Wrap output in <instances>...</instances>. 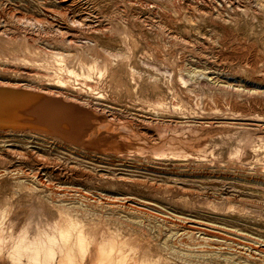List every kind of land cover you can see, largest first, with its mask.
<instances>
[{
	"label": "rangeland",
	"instance_id": "rangeland-1",
	"mask_svg": "<svg viewBox=\"0 0 264 264\" xmlns=\"http://www.w3.org/2000/svg\"><path fill=\"white\" fill-rule=\"evenodd\" d=\"M221 1L223 5L220 0H0V88L30 87L48 97L58 91L57 97L74 96L83 108L92 110L83 111L86 127L79 130L83 139L42 126L0 122V169L40 170L44 178L80 187L92 199L101 192L156 201L173 207L169 211L178 215L244 227L251 236L263 238L264 108L246 97L219 100L206 84L171 80L164 70L172 68L176 76L183 57L184 67L204 65L210 76L217 73L226 80L219 84L235 82L264 90V62L251 66L227 55L236 44L245 48L256 42L264 50V13L261 21L252 18L258 9L251 0ZM239 7L250 8L249 14ZM186 18L191 19L189 24ZM89 23L109 28L94 33L84 29ZM57 27L63 36L77 34L79 44L60 42ZM167 33L198 40L195 46L176 45L170 57L162 46ZM216 35L220 41H215ZM95 41L120 55L111 56ZM57 49L71 50L57 56L53 51ZM16 180L0 178V243L8 248L20 238L23 227L28 235H34L38 226L52 234L59 216L47 200L42 202L46 191L38 194L18 186ZM79 205L90 228H126L125 221L133 220L106 204ZM129 234L135 236L137 231ZM144 247L155 252L154 245Z\"/></svg>",
	"mask_w": 264,
	"mask_h": 264
},
{
	"label": "bare ground",
	"instance_id": "bare-ground-1",
	"mask_svg": "<svg viewBox=\"0 0 264 264\" xmlns=\"http://www.w3.org/2000/svg\"><path fill=\"white\" fill-rule=\"evenodd\" d=\"M220 2L222 3V4L220 3V5H223V2L221 0ZM251 2H253L254 4L252 6L258 9L255 10L257 14H252L253 16L252 18H257L261 21L260 19L261 14L264 13V0H251ZM240 8L242 9L243 13L249 14L250 8L243 9L242 7H239V9ZM235 9L232 8L234 14L238 13ZM228 14H231V12L229 11ZM220 16L222 17V15L218 16L219 19ZM238 16L240 17L241 15L238 14ZM189 19L186 18L185 20L187 24H189V22L191 21V19L190 20ZM71 20L72 22L75 21V19L73 20V17ZM122 20L125 21V19ZM84 24L82 25L85 26ZM88 25H90V23L87 24V26L84 27V29L85 30L90 29L89 31L94 33H96V31H103V30L105 32V29L109 28L106 27L105 24H100V23L97 25L95 24L96 26H88ZM79 28L81 29L83 27L81 26ZM60 31L61 30L58 27L54 29V32H56V34L61 35L59 36L60 42H64V44L68 46L79 44L77 43L78 39L77 41L74 39L75 35L77 34L67 33L68 35L71 34V36L68 37V36H63ZM232 31L235 30L232 29ZM239 37H243V36H239ZM239 37H235V38L240 39ZM216 38L217 35L215 37V41H218L219 38L218 39ZM245 39L244 41H246ZM194 40L188 38V36L178 35V34L173 35V33H167L166 36L164 34L162 36V46L171 57L175 53L174 48L176 45L179 44L187 45L188 43L194 45V43L196 42ZM215 41L213 40L212 43H215ZM249 42L246 41V43ZM94 43H96L101 50L110 54L111 56L120 55L119 52H116L112 49H108L107 47L102 46L98 41H95ZM214 45H216V43ZM53 51H55L54 53L57 56H62V53L67 50L61 51L57 49ZM223 53L224 52H222V54ZM227 55L232 61L237 60L240 61L242 64L245 63L251 66H254L255 64L257 65V62H264V50L259 48L256 45V42L255 45L254 43H252L251 46L245 48H239L237 47L236 44V47L235 48L233 47L232 50H229ZM183 60H184L183 57H181L178 60L179 72L176 73L177 74L176 76L174 69L172 68L164 69L169 79L172 80L173 77L174 78L176 77L178 81H189V83L190 81H198V83L206 84L205 86H207L208 88H212L214 92L212 93V95L219 100L226 99L227 101H233L237 97L238 98L246 97L247 100L254 101L255 104L256 102H258L259 103L258 105L261 109L264 108V90H261L260 88H258V86L254 85L252 87L249 86L247 88L244 85L236 84L235 82L219 84L220 81L226 82V80H222L221 76H219L217 73L214 76L212 75L210 76L208 72L206 73V71L203 70L206 68V66L204 65H201V67H204L203 69L196 67L198 65L190 66L193 65V63L190 64L189 67L188 65L187 67H184L186 64L183 62ZM159 70L161 71L160 68ZM242 75L243 74H241V76ZM261 77L264 79V74H262ZM253 79L255 78L253 77ZM36 90H38V88ZM50 91L45 90L46 93L51 94ZM52 93L54 92L52 91ZM57 93L58 91L56 92V95L52 96L53 95L52 94L50 95V97H48L49 95L47 96L44 93L34 92V90H32V88L30 89V87L29 89H22V90L7 88V87L0 88V122H3L5 120L15 121V123L20 124V125L16 124L17 126L29 125L32 128H38L39 126H42L47 129L57 130L60 133L62 132L66 135H70L69 138L72 139L77 138V137L74 138V135H77L79 138L83 139V135L79 136V134H81L79 133V130L81 127L83 128L85 124L84 118L82 119V117H84L83 111L86 110L87 112V110L88 111H92V110H89L88 108L85 107L83 108V106H81L82 105L81 102H78L79 99H77L74 96L73 97L68 96L70 99L69 98L61 99L57 97L58 95ZM233 95H236V97H233ZM87 102L82 101L83 104H86ZM88 105H90V103ZM86 107L89 106L86 105ZM97 110L93 112L96 114ZM94 113H92V115ZM86 115L89 116L90 113ZM116 115L118 114L116 113ZM84 127H86V125ZM88 130L89 129L87 128V131ZM8 167L9 166H6V168L3 169V171L0 169L2 171V172L0 171V178L4 176H12L15 180L17 179L16 183L20 187H25V188L31 187L33 190L36 189V191L38 192L36 191L35 192L38 194H42L43 192L46 191L45 194L46 196H44V199H41L43 200L42 202H45L47 200L52 207L58 210L59 216L54 221L53 224L51 222L52 226L51 225L50 226L52 227L51 229L52 234L46 231L45 227L38 226L36 233L34 235L32 234L28 235V232H26L27 231L26 228L24 230L23 227L22 228L23 230L21 229V231H19L20 234L17 235L20 238H18V240L16 239L11 246L9 245V248L5 246V243L1 242L0 264H264V235L261 233L258 235L260 236L263 235V238L251 236V232L246 231L244 227H230V226H225V224L223 226H220L209 222H208L209 224H207V222L203 223L199 219L195 220L190 218V216L180 215V214L178 215L173 211H169V210H173V207L170 206L167 207L161 205L160 203H155L156 201L154 202V204H159L158 205L159 207L154 205L153 203H150V201L143 202L141 200L139 201L127 196H118L119 194L116 195L114 193H101V192L96 193L99 199H97V197H95V199L94 198L92 199L89 196V193L85 192L84 194V191L80 189V187H76L74 185H60L59 183H54V181H52L48 177L44 178L43 177L44 173L42 175L40 173V170H36V172L34 171L33 173H31L32 171L29 172L28 170L22 167H17V168H8ZM79 202L83 203V205L93 204L94 202L99 203L100 206L106 204L110 206V209L112 207L125 212L124 214L133 220L131 222L125 221L127 223L126 225H128L126 228L119 226L110 227L108 225L107 227L102 225L100 227L90 228L89 226L90 224L87 225L88 224L87 218L86 217L84 218L79 213L80 211L78 212V210H80L78 209V207H80ZM163 207H165L167 210L163 209ZM104 208L106 209V207ZM85 216L88 215L85 214ZM49 221L47 220V222ZM133 231L134 232L137 231V235L135 234V236H132L129 234L131 232L133 233ZM143 236H146L145 239L143 238ZM3 238L4 237H2L3 241L6 240V238L5 239ZM144 243H147V245H149L150 247L154 245L153 250L155 252H153L151 249L150 250L146 249L144 247Z\"/></svg>",
	"mask_w": 264,
	"mask_h": 264
}]
</instances>
